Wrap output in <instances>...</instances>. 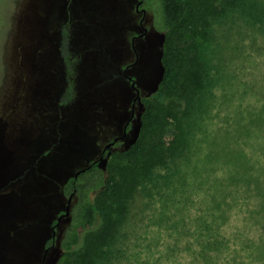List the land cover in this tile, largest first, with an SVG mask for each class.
<instances>
[{
  "label": "rangeland",
  "instance_id": "1",
  "mask_svg": "<svg viewBox=\"0 0 264 264\" xmlns=\"http://www.w3.org/2000/svg\"><path fill=\"white\" fill-rule=\"evenodd\" d=\"M223 2L214 0L217 7ZM136 4L0 0V264L41 262L66 205L62 185L97 160L129 118L135 91L123 70L135 62L126 74L140 100L125 138L101 164L137 142L145 104L163 99L165 34L149 10L146 33L133 40L142 33ZM210 22L206 106L186 125L177 163L156 170L160 195L154 190L144 200L142 217L123 231L122 253L111 264H264V219L261 210L254 213L264 203V32L244 29L237 40L233 8ZM64 31L78 59L75 95L66 103ZM177 118L169 113L160 125L167 137ZM66 223L57 227L44 264L63 263ZM211 237L216 246L206 247Z\"/></svg>",
  "mask_w": 264,
  "mask_h": 264
},
{
  "label": "trees",
  "instance_id": "2",
  "mask_svg": "<svg viewBox=\"0 0 264 264\" xmlns=\"http://www.w3.org/2000/svg\"><path fill=\"white\" fill-rule=\"evenodd\" d=\"M142 2L146 12H154V28L165 34L161 59L163 99L145 104L141 134L136 143L114 152L103 164L91 161L87 168L83 167L76 177L73 175L62 185L66 201L72 195L67 223L59 239L62 264H111L122 253L123 231L140 220L144 200L151 198L154 190L159 193L157 178L161 176L156 170L175 165L183 155L186 125L190 121L193 125L196 111L206 106L202 101L211 82L206 53L211 38V18L224 16L233 8L237 10V40L242 39L244 29L256 32L258 27L264 32V0H224L218 7L214 0ZM67 37L64 31L65 42L61 43L60 54L68 74L63 94L65 103L75 95L72 75L78 62L68 49ZM241 48L239 43L238 54ZM172 112L178 116L176 131L167 137L159 127ZM164 176L162 174L165 179ZM164 179L161 181L166 183L168 179ZM257 206L254 213L261 210L264 219V203ZM211 240L212 237L205 243L206 247L216 246L215 240ZM51 245L52 235L46 248Z\"/></svg>",
  "mask_w": 264,
  "mask_h": 264
},
{
  "label": "water",
  "instance_id": "3",
  "mask_svg": "<svg viewBox=\"0 0 264 264\" xmlns=\"http://www.w3.org/2000/svg\"><path fill=\"white\" fill-rule=\"evenodd\" d=\"M139 4H140V2L137 4V6H138ZM145 12H146V11L143 9V15H142V19H141L140 23H142L143 20H144V18H145ZM133 48H134V45H133ZM134 50H135V49H134ZM134 63H135V62H133L132 64L128 65L126 68H128V67L131 66V65H133ZM124 72H125V71H124ZM127 78H128V79H132V78L129 77V76H128ZM135 85H136V83H135V81L133 80V81L131 82V87L134 88L135 91H137V95H136V97L138 98V97H139V95H138V89H137V87H136ZM132 115H133V113H132ZM132 115H131V117H132ZM127 124H128V123H127ZM127 124H125L124 129H123V133H122L121 136H119L118 138H114L112 141H109V142L103 147V149H102V152H103V153H104L107 149H109V148L114 144L115 141H117L118 139L123 138V137L126 135V126H127ZM101 157H102V156H101ZM85 168H87V167H85ZM82 170H84V169L82 168V169L77 170V171L75 172V174H74V177H76V176H77ZM71 198H72V195L68 197V199H67V201H66V205H65V207H64V211H63L62 213H60V215L56 218V222H55V224H53V226H52V245H51V247H53L54 244H55V234H56V229H55V227L60 223V221H61L62 218L67 217L68 214H69V208H70ZM49 249H50V247H47V248L44 250V253H43V256H42L41 262H40L39 264H44V262H45V258H46V255H47Z\"/></svg>",
  "mask_w": 264,
  "mask_h": 264
},
{
  "label": "flooded vegetation",
  "instance_id": "4",
  "mask_svg": "<svg viewBox=\"0 0 264 264\" xmlns=\"http://www.w3.org/2000/svg\"><path fill=\"white\" fill-rule=\"evenodd\" d=\"M140 2V4L137 6V4ZM137 4H136V12H139V13H141V18H140V21H141V19H142V15H143V9H144V7H143V2H142V0H137ZM145 10V9H144ZM145 15H146V13H145ZM140 21H139V24H140V26H141V28H142V33H139V34H137V35H135V37L133 38V40L135 39V38H138L139 36H142V35H144L145 33H146V31H147V29H146V27L144 26V20H143V22L142 23H140ZM132 40V42H134ZM133 45H134V43H133ZM135 53H136V51H135ZM138 57L136 56V59H137ZM130 65V64H129ZM132 66V65H131ZM131 66H129L128 68H130ZM128 68H125L124 70H123V74L125 75V77L127 78L129 75H127L126 74V69H128ZM125 71V72H124ZM129 77H131L132 79H128L129 81H130V85H131V82L134 80L133 79V77L132 76H129ZM135 81V80H134ZM136 83V82H135ZM136 86V85H135ZM137 87V86H136ZM134 91H135V89L134 88H132ZM138 89V88H137ZM136 95H137V91H135V97H134V99L132 100V104H131V111H130V115H129V118H128V120L124 123V126H125V124H127V126H126V133H127V131L130 129V127H131V122H132V120H133V118H134V114H135V105H136V103L140 100V97H136ZM138 95L140 96V91H139V89H138ZM132 113H133V115H132ZM131 115H132V117H131ZM124 126H123V129H124ZM123 129H122V133H123ZM122 135V134H121ZM121 135H119V136H121ZM119 136H116V137H114V138H118ZM126 136V135H125ZM125 136L123 137V138H121V139H118L117 141H115L114 142V144L112 145V146H114L116 143H118L120 140H123L124 138H125ZM114 138H112V140L114 139ZM111 146V147H112ZM110 147V148H111ZM108 150V149H107ZM106 150V151H107ZM106 151L103 153L102 152V150H101V154H100V156L98 157V159L97 160H92V161H102L103 159H104V156H105V154H106ZM102 156V157H101ZM66 218V217H65ZM63 219V218H62ZM62 219H61V221H62ZM60 221V222H61ZM60 224V223H59ZM59 224L56 226V227H58L59 226ZM53 226V225H52ZM56 227H55V229H56ZM51 229H52V227H51ZM56 235V234H55ZM48 247H50L51 248V246H48Z\"/></svg>",
  "mask_w": 264,
  "mask_h": 264
}]
</instances>
